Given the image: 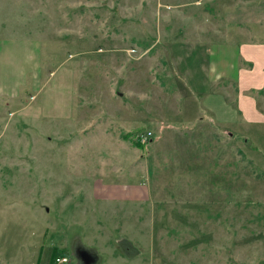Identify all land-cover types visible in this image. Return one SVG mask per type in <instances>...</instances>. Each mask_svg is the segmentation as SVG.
Wrapping results in <instances>:
<instances>
[{
	"label": "rangeland",
	"instance_id": "obj_1",
	"mask_svg": "<svg viewBox=\"0 0 264 264\" xmlns=\"http://www.w3.org/2000/svg\"><path fill=\"white\" fill-rule=\"evenodd\" d=\"M198 4L0 0V264L73 263L102 217L98 184L147 200L117 226L138 257L112 256L124 241L102 253L113 229L97 227L103 264H149L148 229L156 264H264V128L203 118L198 46L229 34L199 29Z\"/></svg>",
	"mask_w": 264,
	"mask_h": 264
},
{
	"label": "crops",
	"instance_id": "obj_2",
	"mask_svg": "<svg viewBox=\"0 0 264 264\" xmlns=\"http://www.w3.org/2000/svg\"><path fill=\"white\" fill-rule=\"evenodd\" d=\"M198 6H202L200 17L202 19L210 18L207 23L201 20L199 29L206 28V32L213 36L222 34V20L223 26L228 31L225 34H229L222 43L213 37L212 41L215 44L212 46L206 48H204V44L201 45V48L198 46L200 57L198 51L195 72L198 96L203 99L201 110L203 118L223 108L225 114L219 117L225 125L228 126L240 119V122L246 127V132H249L248 135L257 136L258 130L264 128V106L260 104L264 100V0H199ZM203 41L208 42L206 38ZM193 63L190 61L188 65H193ZM225 87H229V90L224 91ZM230 98H233L231 109L230 103L226 102V99ZM141 187L140 185L135 187H131V185L113 187L96 185L91 192L92 197L89 199L103 202L105 205L100 207L102 210L101 219L98 216L94 218V226L92 225L94 236L85 240L91 245H81V240H79L76 247H69L67 251L75 258L73 263V259H69L70 255L60 257L68 258L69 264H103L101 253L92 243L98 234L97 227L101 228L104 224H109L113 232L112 238L99 239L98 245L102 253L111 251V241L121 243L120 245H124L122 243L124 241L127 247L122 251V254L126 258L120 256L121 251L118 252L115 249L112 251V256L122 260L139 256L141 252L135 248L132 241L120 237H126V235L130 237V228L123 226L120 229L117 226L120 218L125 221L124 225L130 223L133 228L135 227L127 214L121 216L120 212L126 208L132 207L138 213L137 217L141 219V204L147 201L145 198V201L142 202L144 198L141 195ZM133 220L136 221V218ZM149 231L150 229L147 232L150 236L149 246L146 249L148 253L145 251L144 254L149 256V264H156L152 255L153 237ZM61 246H64L63 243ZM79 247L89 250L94 257L90 258L88 255H84V259L80 258L77 254Z\"/></svg>",
	"mask_w": 264,
	"mask_h": 264
},
{
	"label": "trees",
	"instance_id": "obj_3",
	"mask_svg": "<svg viewBox=\"0 0 264 264\" xmlns=\"http://www.w3.org/2000/svg\"><path fill=\"white\" fill-rule=\"evenodd\" d=\"M125 139L126 140H129V138H126L125 137ZM136 146H138V143H134ZM133 144V145H134ZM140 146H138V148H139ZM77 254H78V256H80V258H82V259H84L85 258V256L84 255H88L90 258H93L94 257V255H93V253L92 252H90L89 250H86V249H84V248H81V247H79L78 249H77ZM57 258V256H56V254L54 253V260L53 261H55V259ZM91 264V263H90Z\"/></svg>",
	"mask_w": 264,
	"mask_h": 264
},
{
	"label": "built area",
	"instance_id": "obj_4",
	"mask_svg": "<svg viewBox=\"0 0 264 264\" xmlns=\"http://www.w3.org/2000/svg\"><path fill=\"white\" fill-rule=\"evenodd\" d=\"M143 142L145 141V138L143 137ZM55 263L56 264H68L69 261H68V258H65V257H60V258H56L55 260Z\"/></svg>",
	"mask_w": 264,
	"mask_h": 264
},
{
	"label": "water",
	"instance_id": "obj_5",
	"mask_svg": "<svg viewBox=\"0 0 264 264\" xmlns=\"http://www.w3.org/2000/svg\"><path fill=\"white\" fill-rule=\"evenodd\" d=\"M94 262V261H93Z\"/></svg>",
	"mask_w": 264,
	"mask_h": 264
}]
</instances>
